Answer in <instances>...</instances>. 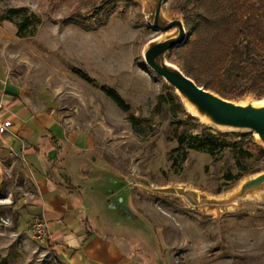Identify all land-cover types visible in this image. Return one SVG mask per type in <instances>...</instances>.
<instances>
[{
  "label": "rangeland",
  "instance_id": "374dc122",
  "mask_svg": "<svg viewBox=\"0 0 264 264\" xmlns=\"http://www.w3.org/2000/svg\"><path fill=\"white\" fill-rule=\"evenodd\" d=\"M158 1L0 0V9L16 22L30 17L21 30L0 20V79L38 111L55 113L63 127L86 136L92 161L110 164L118 179L133 183L134 208L146 221L148 241L160 240L162 248L158 240L154 251L168 258L166 264H264V160L257 149L264 144L253 130L200 120L147 62L149 52L178 35L177 26L165 32L153 27ZM176 1L161 0L159 25L182 20ZM154 62H169L167 50ZM102 87L116 90L129 111ZM167 89L180 105L158 98ZM263 99L248 93L229 100ZM175 127L227 132L230 141L246 133L242 148L248 154L236 157L238 147L214 155L187 150L182 160ZM1 144L0 264H68L32 204L35 187L24 162ZM35 218L44 222L42 239L31 229ZM132 221L145 224L134 216Z\"/></svg>",
  "mask_w": 264,
  "mask_h": 264
},
{
  "label": "crops",
  "instance_id": "0c3cea01",
  "mask_svg": "<svg viewBox=\"0 0 264 264\" xmlns=\"http://www.w3.org/2000/svg\"><path fill=\"white\" fill-rule=\"evenodd\" d=\"M6 119L11 123L1 145L24 162L35 187L32 204L60 258L68 264H166L168 258L154 251L159 239L148 241L146 221L134 208L133 183L118 179L110 164L92 161L86 136L63 127L55 113L38 111L0 79V122ZM133 216L145 224L134 225Z\"/></svg>",
  "mask_w": 264,
  "mask_h": 264
},
{
  "label": "trees",
  "instance_id": "16d2710c",
  "mask_svg": "<svg viewBox=\"0 0 264 264\" xmlns=\"http://www.w3.org/2000/svg\"><path fill=\"white\" fill-rule=\"evenodd\" d=\"M173 8L182 15L186 37L168 50L169 62L178 63L186 77L223 98L235 99L248 93L264 95V0H177ZM0 20L9 21L21 30L29 25L30 17L23 16L16 22L11 13L0 9ZM102 89L121 110L129 111L116 90ZM158 98L177 100L180 105L177 95L168 89ZM185 115L187 119L194 118L188 113ZM186 118L178 120V124L186 122ZM229 135L209 128L193 134L175 127L182 160L187 150L214 155L233 147H238L236 157H246L248 151L242 148L246 133L239 134L240 141H230ZM257 149L264 160V148L257 145ZM240 163L237 159L236 165ZM227 175L226 179H231V174Z\"/></svg>",
  "mask_w": 264,
  "mask_h": 264
},
{
  "label": "water",
  "instance_id": "95a60500",
  "mask_svg": "<svg viewBox=\"0 0 264 264\" xmlns=\"http://www.w3.org/2000/svg\"><path fill=\"white\" fill-rule=\"evenodd\" d=\"M160 7L161 0L158 1L154 12L153 27L161 32H165L172 27L177 26L178 35L176 37L170 38L159 46H156V49L148 53L146 60L150 66H152L156 71L169 80L174 87H177L193 98H196L197 101L204 105L207 109L211 108L212 110H215L217 116L223 122L248 126L252 130H255L261 134L264 139V107L254 109L235 105L229 99L223 98L216 93L214 94V92L210 90H205L203 87L198 86L193 80L186 77L184 74L183 76L177 75L164 66H159L154 62V57L156 54L164 50H167L168 52L170 48L183 42L186 37V31L182 20H173L164 26L159 25L158 20Z\"/></svg>",
  "mask_w": 264,
  "mask_h": 264
},
{
  "label": "bare ground",
  "instance_id": "6f19581e",
  "mask_svg": "<svg viewBox=\"0 0 264 264\" xmlns=\"http://www.w3.org/2000/svg\"><path fill=\"white\" fill-rule=\"evenodd\" d=\"M176 37V36H175ZM155 61L157 63H159L160 61H162V55H158L155 58ZM162 66H164L165 68H167L168 70L172 71L173 73L183 76V73L181 71V69L169 62H165L162 64ZM175 90L178 92V94L183 98V102L185 104V106L187 107V109L194 115H196L200 120L205 121L210 123L211 125L220 127V128H231V129H246V130H252L250 127L248 126H244V125H238L235 123H228V122H223L222 120L219 119V117L217 116V113L215 110H212L211 108H206L204 105L200 104L196 98H193L192 96L188 95L187 93H185L184 91L180 90L177 87H174ZM235 105H238L240 107H244V108H254V109H259V108H263L264 107V99L257 101V102H247V101H241V102H233ZM255 136L264 144V139L261 136V134H259L257 131L253 130Z\"/></svg>",
  "mask_w": 264,
  "mask_h": 264
},
{
  "label": "built area",
  "instance_id": "2783aa9c",
  "mask_svg": "<svg viewBox=\"0 0 264 264\" xmlns=\"http://www.w3.org/2000/svg\"><path fill=\"white\" fill-rule=\"evenodd\" d=\"M9 120H3L0 122V136L1 134L6 130V128L10 125ZM36 235L38 239H42L46 237V229L44 227V222L40 218H35L33 223H32V228H31Z\"/></svg>",
  "mask_w": 264,
  "mask_h": 264
}]
</instances>
